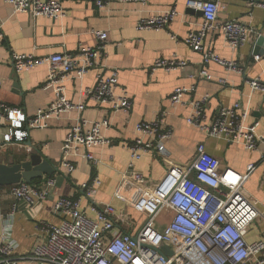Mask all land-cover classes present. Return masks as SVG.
Masks as SVG:
<instances>
[{
	"label": "crops",
	"instance_id": "crops-1",
	"mask_svg": "<svg viewBox=\"0 0 264 264\" xmlns=\"http://www.w3.org/2000/svg\"><path fill=\"white\" fill-rule=\"evenodd\" d=\"M62 3L65 14L50 18L13 12L12 7L0 0V103L19 108L28 118L39 109H46L56 100V88L47 84L49 66L40 65L18 73L11 62L12 51L44 57L55 53H72L80 47L98 43L95 31H106L108 41L103 60L105 69L118 71L117 93L125 90L133 101L131 111H113L107 103L89 98L86 90L97 82L100 68L90 69L81 79L70 78L64 82V94L75 103H84L82 112L72 109L60 117L47 119V126L33 128L23 142L2 143V163L26 160L33 153L41 154L55 167L53 175H44L39 184L48 178L55 179V186L42 202L30 206L17 200L8 192L10 185H0V210L7 216L18 204L12 221L13 238L17 241L15 257L18 264H43L30 258L35 246L45 240L46 224H58L64 216L54 211L58 197H79L88 209V199L79 191L81 183L98 175L101 184L97 200L113 204L117 210H127L134 225L125 227L137 235L156 206L150 190L167 174L173 164L188 165L194 159L198 146L205 145L206 152L218 161L219 169L230 167L246 174L250 164L255 168L245 180V187L255 203L259 216L246 235L248 242L264 238V91L254 89L250 82L264 80V56L253 53L255 42L264 36V10L250 7L247 0H221L220 21L242 22L252 29L249 40L241 47L228 45L224 33L211 32L206 47L228 61L235 62L239 70L210 61L205 63L202 53L193 50L184 40L190 31L197 29L203 15L191 11L188 0H146L145 3L114 1L99 8L96 0H56ZM176 9L178 16L167 29L155 31L139 29L144 17ZM176 36V39L172 37ZM183 59L187 65L172 71L163 68L152 70L157 59ZM207 70L210 79L200 76ZM224 80L225 82H222ZM194 87L173 105L170 98L177 87ZM208 95L205 105V123L214 120L223 106L241 104L247 113L246 127L259 122L256 129L261 138L259 148L247 150L241 143L209 136L205 131L187 122L193 111L192 102ZM166 112L164 124L172 128V135L165 141L166 157L154 151L141 152L134 161L135 169L147 177L143 186L134 185L129 193L117 192L124 173L132 161L130 145L140 136L137 123L153 120ZM81 117L86 128L96 121L108 118L110 126L102 129L103 143L92 152L99 160L94 165L81 156H71L70 172L62 165L63 143L70 127ZM8 121L0 112V136ZM169 213L158 215L154 226L161 230L169 221ZM3 218H0V232ZM244 264H253L251 261Z\"/></svg>",
	"mask_w": 264,
	"mask_h": 264
},
{
	"label": "built area",
	"instance_id": "built-area-1",
	"mask_svg": "<svg viewBox=\"0 0 264 264\" xmlns=\"http://www.w3.org/2000/svg\"><path fill=\"white\" fill-rule=\"evenodd\" d=\"M13 12H26L31 15H44L50 18L65 14L62 3L56 0H4ZM137 2L146 0H96L99 8L111 2ZM221 0H188L187 5L203 12V21L197 29L189 32L185 42L195 51L202 53L205 63L214 61L230 70L241 69L233 61H228L206 47L209 33L221 31L232 48L243 46L252 29L238 21H220ZM250 7L264 10V0H247ZM172 9L139 22V29L160 31L167 29L178 16ZM98 43L95 46L80 47L72 53H55L44 57L21 54L12 51L11 62L18 73L36 66H49L47 84L56 88V100L46 109H39L34 117L28 118L19 108L0 103V112L8 121V126L0 136V163L2 143L23 142L33 128L47 126V119L76 109L85 110L84 103H75L64 94L67 79H81L90 69L100 68L96 85L86 90L89 98L99 103H107L113 111H131L133 101L123 90L117 93L118 71L104 70L108 33L95 31ZM176 39L175 35H172ZM187 65L183 59H157L152 70L163 68L172 71ZM200 76L210 79L207 70ZM222 82H225L222 80ZM251 87L264 91V80L257 78L250 82ZM2 81H0V89ZM194 87H177L171 95L173 105L182 101L183 96ZM208 95L192 102L193 111L187 122L205 131L214 138L225 139L230 143H241L247 150L259 148L261 138L256 129L259 122L246 127L247 113L242 111L239 102L223 106L213 121L205 123V105ZM166 112H161L153 120L137 123L140 136L130 145L132 161L124 173L118 193L126 195L132 186H143L147 177L135 169L134 161L141 158V152L154 151L166 157L165 141L171 137L172 128L164 124ZM84 119L79 117L70 127L63 143L62 165L71 172V156L82 157L96 165L99 160L92 149L103 143L102 129L110 126L105 118L86 128ZM264 159V157H263ZM255 168L250 164L246 174L230 167L219 169L218 161L206 152L205 145L198 146L194 159L188 165L173 164L165 177L150 190L151 200L156 203L151 216L137 235L125 227L134 221L125 209L122 211L111 203L97 200L101 179L94 175L81 183L79 191L88 199V209L84 208L79 197L60 196L54 204V211L64 216L58 224H46V238L39 242L30 258L43 264H264V238L248 242L246 235L259 216V211L248 194L245 180ZM55 179L48 178L32 184L20 182L10 185L8 192L17 203L24 201L30 206L44 201L55 186ZM16 204L11 213L5 216L0 210L3 224L0 232V264H18L15 257L17 241L12 235V221ZM162 212L169 213L170 219L162 231L154 222ZM164 243L172 250L171 255L161 252Z\"/></svg>",
	"mask_w": 264,
	"mask_h": 264
},
{
	"label": "water",
	"instance_id": "water-1",
	"mask_svg": "<svg viewBox=\"0 0 264 264\" xmlns=\"http://www.w3.org/2000/svg\"><path fill=\"white\" fill-rule=\"evenodd\" d=\"M191 11H196L191 8ZM203 15V12L199 10ZM253 53L258 56H264V36L261 35L255 42ZM55 167L41 154L33 153L26 160L12 163H0V185H13L20 182L32 183L35 179H42L44 175H53ZM165 255H171L172 250L164 243L160 247Z\"/></svg>",
	"mask_w": 264,
	"mask_h": 264
},
{
	"label": "trees",
	"instance_id": "trees-1",
	"mask_svg": "<svg viewBox=\"0 0 264 264\" xmlns=\"http://www.w3.org/2000/svg\"><path fill=\"white\" fill-rule=\"evenodd\" d=\"M263 161H264V159H263ZM37 181H38V180H34V181L32 182V184H36V183H37Z\"/></svg>",
	"mask_w": 264,
	"mask_h": 264
}]
</instances>
